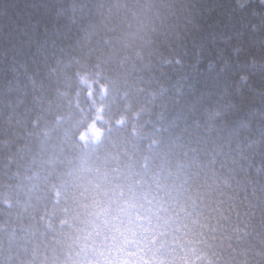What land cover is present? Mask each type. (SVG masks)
Instances as JSON below:
<instances>
[{
    "label": "clouds",
    "instance_id": "clouds-1",
    "mask_svg": "<svg viewBox=\"0 0 264 264\" xmlns=\"http://www.w3.org/2000/svg\"><path fill=\"white\" fill-rule=\"evenodd\" d=\"M0 264H264V0H0Z\"/></svg>",
    "mask_w": 264,
    "mask_h": 264
}]
</instances>
